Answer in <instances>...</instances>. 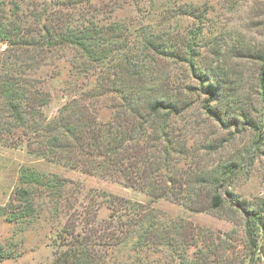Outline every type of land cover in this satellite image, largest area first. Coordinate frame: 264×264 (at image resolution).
Instances as JSON below:
<instances>
[{
    "label": "rangeland",
    "instance_id": "1",
    "mask_svg": "<svg viewBox=\"0 0 264 264\" xmlns=\"http://www.w3.org/2000/svg\"><path fill=\"white\" fill-rule=\"evenodd\" d=\"M91 21L116 29L97 30V61L66 41ZM262 54L264 0H0V264H55L83 237L101 264H264ZM6 86L36 118H11ZM157 100L177 113L148 123L116 176L48 152L69 115L137 134ZM130 163L159 168V187L129 183Z\"/></svg>",
    "mask_w": 264,
    "mask_h": 264
},
{
    "label": "trees",
    "instance_id": "2",
    "mask_svg": "<svg viewBox=\"0 0 264 264\" xmlns=\"http://www.w3.org/2000/svg\"><path fill=\"white\" fill-rule=\"evenodd\" d=\"M57 23V20H55ZM55 21L50 23L51 27L54 26ZM89 24L90 26L84 27V28H77L75 30H86L85 33L75 34L70 36L66 41L68 43H72L82 49L85 52L86 57H88L92 61H97V58H94L95 55V49H92V43L91 42H99V39H101L100 34L97 30H116L112 27H104L99 26L97 23L91 21ZM6 30H16V28H9ZM46 30H51L50 27H47ZM74 30V29H72ZM12 32H8L6 36H4V39L11 40L13 39ZM259 54V53H258ZM106 55V54H105ZM106 57V56H105ZM104 59V56L102 58H99V61H102ZM262 60V67L260 71V85L262 89V94L264 95V55L262 54L260 58ZM191 69L194 73V75H197L195 66L192 63ZM15 85V84H13ZM15 86L8 87L6 86L3 89V99L6 101L8 106V112L11 114V118L16 121L21 122L24 126V122H26L27 117L26 115H29L30 118L34 119L36 118L37 111L34 109L31 110V112H26L20 104L22 102V99H24V95H20L19 98H15L14 96H11V92L14 93ZM7 96V94H9ZM47 99L43 100L41 102V107L47 105ZM67 109V108H66ZM170 113H177V105L175 104H168L165 102V100H157V102H154L148 111L147 114V120L144 122L145 118L140 114L138 116V119H140V123L138 125V129L140 130L139 133L135 134L131 131H123L120 127H113V128H106L103 124L99 123L95 118L89 116V115H82L80 118L76 120V122H70V116L68 120L65 118L63 127H64V134L66 139H60V138H54L52 142L48 145V152L52 154L54 158L63 159V156L61 151H67L71 156H69V161H72V159L77 158L75 156V151L82 154L86 158V165L95 163L99 168H104L106 171H110L113 176L118 175V172H121V157H123L126 153L130 155L129 160L135 157L134 153H138L136 151V148H134V145H138V141L141 139V133L143 134L146 131V127H148V123H151V128H156L155 125V119L160 117L162 112L167 111ZM1 124V123H0ZM64 124H66L64 126ZM51 125L47 124L45 127L46 132L51 131ZM42 129V127H41ZM135 131V129H132ZM2 131V128H0V132ZM147 133V131H146ZM40 136V134H39ZM44 137V135H42ZM70 137L72 139H70ZM167 141V144L170 145L171 142L168 138H159L156 141L155 148H158L162 143V141ZM41 141H39L40 143ZM150 148V146H148ZM47 151V150H46ZM163 151V152H162ZM161 152L165 155V157H170L169 151L162 150ZM46 155V154H45ZM138 158V156H137ZM133 163L129 164V168H127V177L128 182L133 184H137L140 182H143L144 179L147 180H153L154 183H150L149 185L153 188L159 187V178L160 176L156 175V172L159 171V168H154L152 176L146 174L145 171H141V174L134 175L135 172L133 170ZM235 170L232 169L228 172H226L222 177H224L225 181L229 179V176L233 174ZM115 178V177H113ZM231 179V177H230ZM215 181V180H214ZM54 181L48 180L47 185L51 188H54L53 186ZM59 185V184H58ZM60 187L63 186V184L59 185ZM59 191V189H58ZM23 194L26 196H29L28 191H24ZM156 195V194H153ZM175 199L179 200L181 199L180 196H177L176 194H172ZM161 197L169 198L171 197L170 194L163 193L161 194ZM211 202L213 208H221L224 204V200L220 195H212L211 196ZM243 209V208H241ZM248 217H250L249 212H245ZM246 229V235L248 238V244L251 247V249H254L257 247V237H256V228L254 227L253 222H251V218H248L245 225ZM77 236L80 237L78 234ZM91 245L90 241L86 240L85 237L83 238H76L75 243L68 248L65 252L61 253L56 261L55 264H101V259H96L94 253L89 249V246Z\"/></svg>",
    "mask_w": 264,
    "mask_h": 264
}]
</instances>
